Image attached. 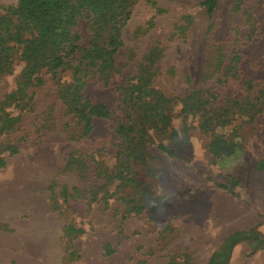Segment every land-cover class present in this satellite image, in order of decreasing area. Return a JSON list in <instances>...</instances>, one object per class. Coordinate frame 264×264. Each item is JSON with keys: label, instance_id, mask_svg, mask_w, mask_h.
<instances>
[{"label": "rangeland", "instance_id": "374dc122", "mask_svg": "<svg viewBox=\"0 0 264 264\" xmlns=\"http://www.w3.org/2000/svg\"><path fill=\"white\" fill-rule=\"evenodd\" d=\"M204 1L117 0L114 68L84 89L111 117L89 134L58 94L75 72L56 79L11 50L0 68V264H264V0H219L211 16ZM18 3L0 0V18ZM95 18L86 7L74 27L86 48L108 41V30L94 38ZM143 83L146 100L197 93L206 108L167 106L168 122L130 142L116 126L141 128L130 97L146 95ZM214 143L232 150L218 158Z\"/></svg>", "mask_w": 264, "mask_h": 264}, {"label": "trees", "instance_id": "16d2710c", "mask_svg": "<svg viewBox=\"0 0 264 264\" xmlns=\"http://www.w3.org/2000/svg\"><path fill=\"white\" fill-rule=\"evenodd\" d=\"M103 1L111 5L99 8L98 4L101 0H19L12 17L6 15L0 18V68L3 69L1 71H8L5 65L10 63L13 49H21L23 59L33 60L35 65L47 66L50 71L54 72L56 79L60 76L58 72L62 74L67 70H73L75 72L74 81L68 85H61L58 94L76 114L84 134L92 131L94 119L111 117V111L105 103L93 102L84 93L87 79L95 73L108 76L114 68V56L122 44L119 38L120 29L124 23L122 17L124 13L118 11L121 7L116 6L117 0ZM218 2L219 0L203 2L210 16L214 13ZM86 7H90L96 16L94 26L96 25L97 28L94 29L96 30L94 38H100L99 34L102 31L108 30L109 32L108 41L94 45L90 42L89 48L81 45V38L74 29L78 17L83 14V9ZM110 8L111 11H109ZM12 44L14 45L11 47ZM140 89L143 90L142 93H146L145 96L139 95L137 98L131 96L130 98L133 102L131 108H139L142 111L141 128L127 125L126 122L116 126L118 135L128 138L130 142L143 139L153 122L159 124L168 122L171 114L166 112L167 106L171 105L173 108V105L181 104V114L186 115H195L197 109L206 108L205 99L197 93L181 99V97L167 98L163 94L150 90L149 94L154 99L149 101L146 100L149 90L146 83H143ZM222 110L224 106L218 111ZM225 112L228 111L225 109ZM247 120L252 121L253 116L251 115ZM10 121L11 119H8L5 122ZM227 122V119L217 121L215 127L220 126L221 123L225 125ZM212 150L216 157L222 158L224 151H231L232 147L227 143L222 145L214 143ZM234 184H236L235 181ZM219 187L228 188L223 185Z\"/></svg>", "mask_w": 264, "mask_h": 264}]
</instances>
